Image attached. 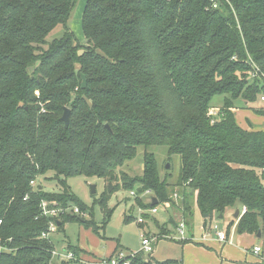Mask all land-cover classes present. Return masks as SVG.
<instances>
[{"label":"trees","instance_id":"1","mask_svg":"<svg viewBox=\"0 0 264 264\" xmlns=\"http://www.w3.org/2000/svg\"><path fill=\"white\" fill-rule=\"evenodd\" d=\"M75 2L0 0V241L10 249L0 264H72L52 262L54 244L40 238L48 225L40 201H75L68 177L120 179L138 194L149 190L156 204L170 202L171 183L153 153L144 152L140 175L117 174L139 146L179 156L186 223L194 196L204 218L240 206L236 232H262L264 130L241 128L232 108L237 98L248 104L264 94V0H87L86 45L67 26ZM57 25L62 36L48 41ZM216 95L223 104L211 116ZM46 174L59 191L30 187ZM73 217L60 216L58 230ZM178 263L137 253L129 264Z\"/></svg>","mask_w":264,"mask_h":264},{"label":"rangeland","instance_id":"2","mask_svg":"<svg viewBox=\"0 0 264 264\" xmlns=\"http://www.w3.org/2000/svg\"><path fill=\"white\" fill-rule=\"evenodd\" d=\"M87 0H76L73 9L71 11L70 17L67 21V26L69 30L73 33L77 42L81 45H86V40L83 35L81 20L83 15V10ZM63 34V28L61 25H57L48 35L47 40L51 41L56 38H60ZM46 48V45L43 46ZM224 95H216L212 98L211 102L214 105L211 110L214 113L218 111L219 107L223 104ZM234 108L240 110L237 114L241 117V123L245 127L249 125L254 128H264V124L252 122L251 114L248 110L244 108H261L264 111V107L255 101L246 104L241 98L235 99L233 102ZM232 108V109H234ZM253 110V109H252ZM233 112V111H232ZM257 114V113H256ZM150 152L154 154L157 161L158 169L160 171V176L162 179H166L168 183L169 190L173 191L170 193V199L175 203L172 205L171 201L157 203V212L151 214L149 212V202L147 197L138 194V186H134L131 190L136 191L135 197H139L145 207L137 204L135 197L131 196L130 189L123 188L121 180L113 182L107 179L97 177V176H71L66 178L65 182L68 187L69 192L74 196L75 201L67 207V213L72 214V209L76 207L74 204H80L86 210L82 214H74L75 217L67 220L63 223L57 232L51 235V240L54 244L56 250L61 251V249H68V246L77 247L78 245H84L89 249H98L102 253L106 252L109 248H115V251H121L125 254L131 252H136L141 247L142 233L147 234V236L160 235L154 245L153 251L151 253H141L145 259L156 260V261H166V260H180L184 264H205L211 262L215 259V251L218 253L220 251V246L215 243H203L209 249H205L199 246V239L203 238L204 231L203 227L218 226L219 229H228L227 241L230 245L228 250H223V252L232 256V243H236L237 240H233V236L236 232V227L229 226V223L233 221L232 214H227L226 216L219 218L214 216L212 219L204 218L200 213L197 206L193 203L191 204L190 214L185 217L188 223L185 226V233L187 238L185 240L174 239L173 236L177 235L175 230V221L178 217L183 218L179 215L182 213L181 204L179 201L180 188H178L175 183L179 175L181 161L178 155L169 154L166 147L151 145L148 147L139 146L137 148L134 158L126 161L120 168L117 169V174H125L128 177H134L140 175L143 169V155L144 152ZM166 164H169L168 168ZM165 174L167 176L165 177ZM37 185L41 186L44 191L52 192L59 191L61 187L57 184L54 176L52 174H46L44 176H39L36 178ZM109 183L112 187L109 190ZM95 187V192H91V186ZM176 194V197L173 196ZM105 199V208L101 206V201ZM178 200V201H177ZM180 207V208H179ZM109 210V217L105 218V209ZM142 209V211H141ZM79 217L94 223V227L86 226L82 224ZM142 217L144 223L139 224L137 218ZM184 221H186L184 219ZM229 226V227H228ZM167 230V237L163 238L165 232H161L163 229ZM192 234V236L190 235ZM207 239H213L215 233H210ZM264 241V236L261 238H252V241ZM188 241V242H187ZM245 245V243H242ZM234 250V245H233Z\"/></svg>","mask_w":264,"mask_h":264},{"label":"built area","instance_id":"3","mask_svg":"<svg viewBox=\"0 0 264 264\" xmlns=\"http://www.w3.org/2000/svg\"><path fill=\"white\" fill-rule=\"evenodd\" d=\"M259 103L264 107V94H261L258 99ZM209 115L215 116L217 114L213 112V110H209L208 112ZM213 121V120H212ZM30 187L35 190L37 187V182L36 179L30 181ZM131 196L135 197L136 191L135 190H130ZM152 193L149 190H144L141 193V196H145L148 202H152ZM176 197V194L173 195ZM24 199H27V195L24 197ZM168 202H165V205H167ZM152 205V204H151ZM67 208H63L58 206L55 202L49 201V200H41L39 203V216L44 217L48 220V225L46 230H44L40 238L45 239L47 241H51V235L58 230V220L60 216L64 215L67 213ZM151 214L156 213L157 209L156 206H150L148 209ZM142 211V209H141ZM245 211V208L242 209V213ZM73 214L79 213V210L77 207H74L72 209ZM137 222L139 224L144 223V219L142 217L137 218ZM185 226L186 222L184 221L183 218L178 219L175 230L177 232V235L173 236L174 239L178 240H185L187 238V234L185 233ZM202 230L204 231L203 238L205 237L206 234H208L212 228L211 226L203 227ZM214 233L217 237L218 240L220 241H225L226 240V234L224 230H220L217 228L216 225L213 226ZM160 235H152V236H147V234L142 233L140 235L141 238V247L138 251L136 252H131V253H123L121 251L114 252L111 255L108 256H100V257H95V258H86L80 254L74 253L73 251L67 250V249H61V251L56 250L55 248L50 250L51 254V261L52 262H61V261H69L72 264H129L130 259L133 258L137 253H151L153 251L154 245L157 241ZM167 237V235H163V238ZM261 250L260 246H256L253 248L254 253H259ZM3 251H10L8 247L3 245L0 241V252Z\"/></svg>","mask_w":264,"mask_h":264},{"label":"crops","instance_id":"4","mask_svg":"<svg viewBox=\"0 0 264 264\" xmlns=\"http://www.w3.org/2000/svg\"><path fill=\"white\" fill-rule=\"evenodd\" d=\"M244 109H246V110H248L250 112L251 117H252V120H251L252 122H256V123H259V124H261V123L264 124V115L256 114L252 110V108H244ZM232 111H233L236 123L241 128L246 129V130H264L263 127L262 128H260V127L259 128H254V127H252L250 125L248 127H245L244 124L241 123V119L242 118L239 117V115L237 114L240 110H238V108H234V109H232ZM193 203L196 205L195 200H194V196H192V204ZM236 209L239 210L237 218L234 217ZM227 214H232V218L234 219L233 220L234 221V225H232V229H233V227L235 226V223L237 222V220L240 218V216L242 214V208L240 206H235V207L227 210L222 217L226 216ZM179 215L183 216L182 213H180ZM214 216L219 217V215H217V214H215ZM178 219H179V217L175 220V223H177ZM187 223H188V220H187ZM162 229H163L161 231L162 233L163 232H165V233L167 232L166 229H164V228H162ZM220 230H224V229L222 228ZM209 231L210 232L208 233V235L210 233L214 232L213 229H212V231L211 230H209ZM225 234H226V231H225ZM228 234H226V240L225 241L218 240L216 235H213V239H207L206 236L204 238L199 239V242H201V243H198L199 246H201V247H203L205 249H209V248L203 243H215V244H218L220 246V251L221 252L218 253L217 251H215L214 254H215L216 258L213 259L211 262H208V263H205V264H264V241L259 240V241H261L260 244L258 243V241H255V242L252 241V238L256 239V238H261V237L264 236V223H263V230H262V232H260V236H257V233L256 234H246V233L238 234V233H235V235L233 236V240L236 239L237 242L235 243L233 241V243H232V256L227 254V253H225V252H223V250H228L229 246H231L229 241H227ZM190 235L192 236V234H190ZM242 243H245V245H242ZM233 245H234V250H233ZM256 246H260L261 247V250H260L259 253H254L253 252V248L256 247ZM77 247L79 249V252L77 254H80V255H82V256H84L86 258L108 256V255H111L112 253L115 252V248L114 247L113 248H109L104 253H102L97 248L96 249H93V248L89 249V248H87L84 245H78ZM178 262H179L178 264H184L183 261L179 260Z\"/></svg>","mask_w":264,"mask_h":264},{"label":"water","instance_id":"5","mask_svg":"<svg viewBox=\"0 0 264 264\" xmlns=\"http://www.w3.org/2000/svg\"><path fill=\"white\" fill-rule=\"evenodd\" d=\"M69 115H70V109L67 108V107H65L64 112H63V114H62V116H61V118H60V120L63 121L65 128H67V127H68V124H69ZM168 167H169V164H166V167H165V168H168ZM111 187H112V185H111V183H109V190H111ZM40 188H41V187H39V189H40ZM91 192H92V193L95 192V187H94L93 185L91 186ZM156 202H157L156 198H155V197H152V202H151V204H152V205H155ZM238 213H239V210L236 209V210H235V214H234V217H235V218L238 217ZM205 217H206V216H205ZM221 217H222V215L219 214V218H221ZM83 219H84L83 217H80V218H79L80 221H82ZM58 225H59V223H58ZM257 236H260V232L257 233Z\"/></svg>","mask_w":264,"mask_h":264}]
</instances>
